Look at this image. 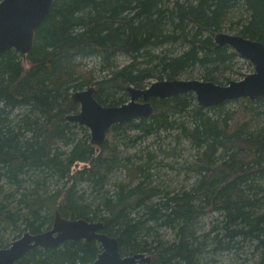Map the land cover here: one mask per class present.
I'll use <instances>...</instances> for the list:
<instances>
[{
	"label": "trees",
	"instance_id": "trees-1",
	"mask_svg": "<svg viewBox=\"0 0 264 264\" xmlns=\"http://www.w3.org/2000/svg\"><path fill=\"white\" fill-rule=\"evenodd\" d=\"M225 27L264 43V0H55L32 49L0 55L4 226L39 233L59 212L102 221L124 255L145 253L149 264H208L220 252L239 264H264L263 96L213 106L199 105L193 92L152 98L149 115L115 124L101 145L67 118L79 112L73 93L85 87L101 104L118 105L127 101L128 86L146 88L152 78L196 71L225 84L241 57L215 41ZM89 57L99 59V76L85 65ZM150 137L171 139L162 149L168 156L176 149L172 139L195 147L188 168L196 179L178 190L153 184L143 151L127 169L128 182L107 189L129 165L125 148ZM8 245L0 239V248ZM100 252L97 240H67L31 249L18 264H88Z\"/></svg>",
	"mask_w": 264,
	"mask_h": 264
},
{
	"label": "water",
	"instance_id": "water-1",
	"mask_svg": "<svg viewBox=\"0 0 264 264\" xmlns=\"http://www.w3.org/2000/svg\"><path fill=\"white\" fill-rule=\"evenodd\" d=\"M55 0H1L0 1V55L9 48L27 54L33 46L36 28L47 18ZM218 44L233 48L242 58L254 65L253 72L240 80L219 84L202 79L158 80L145 89L128 86L130 99L121 105H103L94 97V88L73 93L80 104L79 112L68 120L86 126L93 143L103 144L110 128L124 121L147 116L153 111L151 98H166L193 92L199 105L213 106L229 100L264 97V43L237 33L219 31ZM141 98L142 101H138ZM102 221L84 218L69 219L56 212L53 226L39 233L26 231L8 247L0 248V264H18V261L36 247H57L67 240H97L101 252L88 264H149L145 253L124 255L116 237L103 231Z\"/></svg>",
	"mask_w": 264,
	"mask_h": 264
},
{
	"label": "rangeland",
	"instance_id": "rangeland-1",
	"mask_svg": "<svg viewBox=\"0 0 264 264\" xmlns=\"http://www.w3.org/2000/svg\"><path fill=\"white\" fill-rule=\"evenodd\" d=\"M222 31L229 33H237L236 30H232L228 27H225ZM239 34V33H237ZM99 59L95 57H89L84 59V63L88 68H93L94 72L97 76L100 75L99 72ZM120 62H127V57L120 56ZM254 65L247 59L242 57H238L236 60V65H233V68L228 71V75L231 77V80H240L244 78L247 74L253 72ZM189 76H192L189 78ZM181 79H200L199 74L195 71L194 73L188 75L184 74L180 76ZM155 78L150 80V84L154 82ZM226 81L225 84H227ZM88 87H85L86 89ZM83 90V89H82ZM130 99V94L127 97V100ZM235 104L231 103L228 106L233 107ZM171 145L176 147L174 153L170 156L163 152L162 149L165 148L167 142L171 141L170 138L167 140L154 139V138H146L142 142L136 144V146H128L125 148V155H130V159L126 167L119 168L111 177L110 183L106 186L107 189L113 191L115 185L114 183L117 181H125L128 182L130 176L128 175L127 169L128 167L138 165L141 161L139 159L141 152H146L145 159H149L151 162V173L152 178L154 180L153 184H162L167 185L170 190H178L186 187L189 183L193 182L196 179V174H194L189 168L188 165L193 163L198 157V151L195 147L191 146L187 141H181L177 143L174 139H172ZM146 161V160H145ZM139 177L136 174V179ZM54 184H52L53 186ZM85 189L86 196L90 199H93L96 192H92L91 187L86 184L83 186ZM204 224H202V228L207 229L210 226L209 218H205ZM24 232L20 233L14 231L10 227H5L3 222L0 220V239L6 240L9 245L21 237ZM8 245V246H9ZM7 246V247H8ZM2 248V247H1ZM246 255V254H244ZM211 257V256H210ZM209 257V259H210ZM208 259V260H209ZM241 259L239 260L236 256H231L229 253H218L209 260L208 264H239ZM246 264H251L250 261H247Z\"/></svg>",
	"mask_w": 264,
	"mask_h": 264
},
{
	"label": "bare ground",
	"instance_id": "bare-ground-1",
	"mask_svg": "<svg viewBox=\"0 0 264 264\" xmlns=\"http://www.w3.org/2000/svg\"><path fill=\"white\" fill-rule=\"evenodd\" d=\"M163 80H169V79H163ZM155 81H158V80H155ZM152 83H153V82H152ZM150 85H151V84H150ZM150 85H149V86H150ZM149 86H147V87H149ZM133 87H134V86H133ZM147 87H146V88H147ZM135 88H136V87H135ZM143 89H145V88H143ZM77 91H79V90H77ZM75 92H76V91H75ZM151 99H152V98H151ZM151 99H150V102L152 103ZM138 101H142V99L139 98ZM122 104H123V103H122ZM118 105H121V104H118ZM152 106H153V104H152ZM140 117H142V116H140ZM140 117H137V118H134V119H138V118H140ZM134 119H131V120H134ZM128 121H129V120H128ZM113 126H114V125H113ZM113 126H112V127H113ZM112 127H111V128H112ZM111 128H110V129H111ZM109 131H110V130H109ZM109 131H108V133H109ZM108 133H107V135H108ZM106 137H107V136H106ZM105 139H106V138H105ZM166 151H167V150H166ZM192 172H193V171H192Z\"/></svg>",
	"mask_w": 264,
	"mask_h": 264
}]
</instances>
